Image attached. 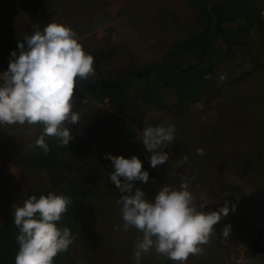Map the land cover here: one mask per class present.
Masks as SVG:
<instances>
[{
	"label": "rangeland",
	"instance_id": "obj_1",
	"mask_svg": "<svg viewBox=\"0 0 264 264\" xmlns=\"http://www.w3.org/2000/svg\"><path fill=\"white\" fill-rule=\"evenodd\" d=\"M19 1L0 0L1 26L10 28L14 37L24 38L52 22L67 25L104 70L113 71L132 56L159 54L200 29L196 11L184 0H21L24 6ZM25 6L32 15L24 13ZM238 38L247 43L222 45L226 64L200 100L184 103L178 113L172 92L167 93L166 108L138 105L137 112L130 111L136 112L133 135L114 139L112 155H135L147 170L146 183L134 181L146 199L151 200L162 186L177 188L183 178L190 181L197 204L205 202V211L216 210L225 201L230 209L235 205L213 225L208 242L199 246L203 251L190 254L184 264H264V68L247 72L255 62L264 64L260 53L264 39L255 31ZM8 62L0 65V72ZM109 107L107 99L73 97V110L79 111L81 120L69 125L71 133ZM168 124L175 126V139L165 149L169 159L153 168L141 132L145 126ZM40 135L35 125H0V225L26 194L49 186L45 171L22 163V155L36 148ZM112 171L110 160L100 166L94 192L78 203L79 225L69 245L77 264H135L134 243L142 233L134 227L123 230L117 203L122 193L109 178ZM225 225H230L227 238L221 236ZM141 264L178 262L153 248L143 254Z\"/></svg>",
	"mask_w": 264,
	"mask_h": 264
},
{
	"label": "clouds",
	"instance_id": "obj_2",
	"mask_svg": "<svg viewBox=\"0 0 264 264\" xmlns=\"http://www.w3.org/2000/svg\"><path fill=\"white\" fill-rule=\"evenodd\" d=\"M17 47L19 55L13 50L7 69L0 72V125L42 124L34 147L44 153L49 151L45 137H54L67 146L73 139L69 125L81 120L79 111L73 110L74 86L77 79L94 75L93 55L84 51L69 26L56 22L48 23L43 30L36 28L23 42L18 41ZM174 133L172 124L143 128L140 140L151 152V167L169 159L165 149L175 139ZM197 154L202 155L203 149L198 148ZM106 158L114 168L109 178L122 193L117 203L121 205L123 230L134 227L142 233L134 243L135 264H141L143 254L153 248L168 260L184 264L190 254L203 251L199 246L208 242L213 225L235 209L225 201L218 209L205 211V202L197 204L189 190L190 181L183 178L177 188L162 186L148 200L144 191L134 187L136 180H149L141 160L135 155L128 158L111 153ZM69 203L68 196L49 191L32 194L13 209V222L18 228L14 264H54L53 258L68 249L72 243L70 230L57 222ZM229 232L230 225H225L221 236L227 238Z\"/></svg>",
	"mask_w": 264,
	"mask_h": 264
},
{
	"label": "trees",
	"instance_id": "obj_3",
	"mask_svg": "<svg viewBox=\"0 0 264 264\" xmlns=\"http://www.w3.org/2000/svg\"><path fill=\"white\" fill-rule=\"evenodd\" d=\"M184 1L196 11L199 31L172 43L159 54L132 56L113 71L104 70L94 59V75L87 80L77 79L73 97L97 102L107 99L109 110L98 111L76 127L67 146L60 145L54 137H45L49 145L47 153L36 147L22 155V163L30 169L45 171L49 180L45 190L28 193L25 199L49 191L68 196L72 203L68 204V210L57 224L69 228L71 236L79 225L76 217L78 203L94 192L97 170L109 161L106 154L114 152L115 137L133 135L131 122L135 123L138 105L166 108L167 93L172 92L174 111L178 113L184 103L200 100L204 90L219 76V69L226 64L222 59L223 44L247 43L238 37L251 31L264 39V0L259 4L253 0ZM19 3L24 6L21 0ZM23 11L28 16L33 13L26 6ZM1 23L0 65H3L7 64L8 54L13 50L19 55L17 42H23V38L14 37L12 30L4 28ZM258 68H264V64L255 62L247 72ZM132 109L136 112L131 113ZM35 127L41 134L43 125L36 124ZM13 209L0 225V264H14L18 251L15 239L18 228L13 222ZM53 260L54 264H77L69 247Z\"/></svg>",
	"mask_w": 264,
	"mask_h": 264
}]
</instances>
